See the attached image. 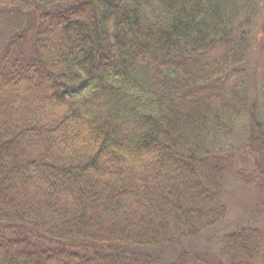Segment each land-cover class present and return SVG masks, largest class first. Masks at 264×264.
<instances>
[{"label":"trees","instance_id":"trees-1","mask_svg":"<svg viewBox=\"0 0 264 264\" xmlns=\"http://www.w3.org/2000/svg\"><path fill=\"white\" fill-rule=\"evenodd\" d=\"M263 13L0 0V264H206L155 253L223 223L230 179L264 191V80L251 105L241 80ZM219 244L224 264L264 262L259 228Z\"/></svg>","mask_w":264,"mask_h":264},{"label":"rangeland","instance_id":"rangeland-1","mask_svg":"<svg viewBox=\"0 0 264 264\" xmlns=\"http://www.w3.org/2000/svg\"><path fill=\"white\" fill-rule=\"evenodd\" d=\"M22 3V0H1V4L11 7L14 4ZM264 13L259 19V25L254 31L257 41L254 50L241 68L245 69L242 84L246 85L248 91L247 102L249 105L257 100L261 101V86L264 80L261 63H264ZM237 77L233 74L229 83L232 84ZM116 82V81H115ZM231 94V89L229 90ZM133 93V92H132ZM91 92L87 93L89 96ZM143 105L149 106V98L144 97ZM141 106V105H140ZM246 126H248V117H244L237 125L236 139L233 144H241L246 135ZM225 202L229 209L228 218L216 228L205 232L199 239L186 242L184 246L178 247L175 251L172 249L156 250L155 255L160 257L166 263H172L184 252L191 258L203 260L206 264H224L219 239L228 233L236 231L243 227H256L264 232V191L259 188H247L240 182L230 179L226 185ZM257 264H264L259 262Z\"/></svg>","mask_w":264,"mask_h":264}]
</instances>
